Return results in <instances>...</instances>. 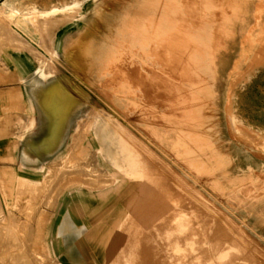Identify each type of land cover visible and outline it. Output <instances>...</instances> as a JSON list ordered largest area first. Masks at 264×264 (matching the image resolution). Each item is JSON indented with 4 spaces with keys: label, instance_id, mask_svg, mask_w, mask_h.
I'll return each instance as SVG.
<instances>
[{
    "label": "rangeland",
    "instance_id": "rangeland-1",
    "mask_svg": "<svg viewBox=\"0 0 264 264\" xmlns=\"http://www.w3.org/2000/svg\"><path fill=\"white\" fill-rule=\"evenodd\" d=\"M121 1L123 0H10L1 7L3 12H7L8 7L13 6L21 13V15H17L13 19L7 18L6 23L8 22L7 24L12 29L10 33L7 30H4L6 28H2L3 25L6 27V23H0V30L5 31H0V228H5V231L7 228H11L9 232L10 234L7 233L3 235V237L12 238L15 235L17 238H23L26 235L22 232L25 230V224L32 221V211L34 210V206H37L40 197L46 192L45 187L48 184L47 180L50 179L49 177L51 174L56 171V169H53L51 166L59 163L60 158L63 157L62 155L55 159V155H47L46 157L39 159V162L37 163L27 162L22 159L21 150L23 148V143L21 142V134L28 125H32L33 123H35L36 126L32 129L31 136L37 133L39 129L38 123L40 120V114L38 113V105L28 99L26 93L22 92L23 89L21 91L19 87L10 82L13 81V79L10 78L14 75L17 68L16 57L18 54L24 53L23 55L29 60V48L34 47L37 49L35 51L36 58L39 63L45 64V71L51 76L48 78L49 81H53L59 77L56 68L61 69L62 73L70 75L78 81L77 76L72 73L73 70L70 66L67 65L65 61L60 60L62 59V55L59 53L60 51L57 50L58 56H56L53 52L49 51V49H46L44 43L45 38H53L58 49L64 43L67 44L66 42L72 43L77 37L78 32L86 29L87 25L92 24V19L94 18L98 7L113 4L115 5V14H117V12L118 14H121L120 7L123 3ZM147 1L148 0H145L144 3ZM190 1L191 0L188 2L185 1L187 6L190 7L186 8V10L183 9V13L195 15L198 10L199 12H197V14L209 16L203 18L195 17V19L194 16L187 17V20L190 22L201 19L211 20L213 23H216L212 25V28L215 30L223 28L219 21L225 17H210L212 12H214L213 15H219V11L226 14L233 13L231 9H219L218 6L221 4L223 5L226 0H220L219 2H216V0H209L214 6L218 5L216 6L218 7L217 9L216 7L208 8L209 11L203 8H195L197 7L196 3L199 4L200 1L195 2L197 0H192L195 3ZM258 1L259 0H254L252 3L253 6H250V16H248L247 20L237 24L233 28L231 27V29L236 31L235 33H232V35L236 34L235 43H218V45L222 44L229 45L230 47H239L238 49H229L228 52L226 49L222 48L217 50L219 56L216 60V66L217 69L222 72L215 81L217 87H219V92L217 93L215 100L217 108L208 109L206 113L215 116L216 120L219 121L221 137L216 134V127L207 125L206 129L200 130V126L191 123L184 118V106H178L175 108L170 107L172 106L170 104L172 101L171 90L166 91L164 88L161 90L162 95L159 94L160 92H155V95L154 93H147V90H143V92L140 91L141 94H139V97L137 96V98L142 106H132L128 104L129 102H127V100L126 104L122 105V107L124 106L123 108H127L130 111L126 118L122 110L117 112L110 103V99L106 97L109 96L108 93L111 94L113 91V86H111L112 81L110 85L111 87L108 86L105 90H101L99 85L93 87L86 83L87 90H90L93 98L89 97V103L84 105V110L81 113L74 114L71 127L69 126L67 129V136L62 144V151L64 150V153H66L68 151L67 148H70L75 142L79 143L81 135L85 133L88 125L92 126V122L95 121L97 117L101 114L111 113L116 115L121 122L131 127L132 131H134L139 139L146 143V145L157 154V157L167 163L172 169L170 172H165V175H167L166 177L160 176L158 182L155 180V183L151 181L149 183L157 190V193L159 194L157 200L159 202L161 201L160 204L157 203L158 213H160L158 214V222L155 224L150 223V218L147 220V210L143 196L141 203L138 204V210L135 207V203L131 204L129 201L131 197L133 198L136 196L135 192L140 193V190H143L142 187L140 190L136 189V191L134 190L130 194H128L123 188L118 191H111L107 183L91 185L86 182V177L80 175L67 177L63 182L59 183L57 189L62 190V193L58 198L59 207H65L63 209L72 207L73 210L71 212H76L75 207L80 200L81 195H83L91 197V199L94 200L93 206L98 207V212H110V215H107V218H102L100 220L101 223L94 226V231L90 233V237H93L90 240L91 247L88 250L85 248L80 250V253L84 254L90 260L89 264H93V259L96 260L97 264H103L104 260H107V263L110 262L109 264H116L117 262L118 264H125L126 261L129 264L171 263L172 257L169 255L173 254V250L165 249V247L166 245L172 247L175 240L180 236L178 233L179 224H177L178 221L175 214L173 215L170 213L163 218L161 215L163 209H159V206L164 203L166 206L170 207L179 206L190 213L196 210L190 207L194 206L199 208L197 212L201 214L200 217H190V219H187V221H190L192 224L189 226L190 231L188 230L185 237H188L189 233V237H194L193 223L196 222L195 224L199 226L201 231L197 236L200 242L202 238L206 237L207 243L209 245H214L216 241H219V237L223 238L224 235H228L227 237L230 239L232 238L233 240H231L235 241V243L231 242L234 244L233 246L236 247L239 243L238 246L243 244L244 246L241 247L246 249L245 251L242 248V250L238 251L236 248L232 251H226L225 249V252H230L232 255H235L236 253L242 254V257L231 256L229 257L230 259L239 258L237 264H264V170L263 172L256 169L251 171L249 167H247L250 163H254L257 166L264 165V6L257 7ZM262 2L264 4V1ZM177 3L180 2L178 1ZM190 3L193 4V6H191ZM200 4L202 3L200 2ZM31 10L36 11V21L32 18L23 16V14L29 13ZM50 11L54 12L46 16L40 15L41 12L47 13ZM175 12L178 11L176 10ZM219 17L222 18L219 19ZM108 19L111 22L113 15ZM37 22L42 27V30H38ZM42 24L44 26H42ZM194 26L195 25L187 23L186 25H182L181 28L188 29ZM151 27L153 29H151ZM146 28L149 31H156L159 29L158 27L149 25H146ZM98 29L99 35H104V33H106L104 26ZM218 34L220 35L221 33H217L216 35ZM170 35L171 38L172 36L174 38H172L173 43L170 41L168 42H170V46H175L173 48L175 52L179 53V51H184L182 48L181 50L176 49L177 46H181V43H177L178 41L175 40L177 33L174 31ZM180 35L184 36L185 34L181 33ZM145 36L153 37L155 34L150 32L145 34ZM245 37H250L253 41L246 42L244 41ZM110 43L111 42H108V44ZM148 45V52L159 54V57L153 58L154 61L147 56L142 57L140 60L127 58L124 60L127 62H125L123 66L127 69L131 68L133 70L134 67L140 65L143 69L150 68L155 70L158 77L160 76L159 79H161V81L164 79L169 81L172 80L171 85L175 84L180 87V97H184L188 94L185 88L190 87L189 85H192V89L194 87L193 91L196 90L197 92V87L200 82H202V78L200 80L196 76L194 77L191 75L188 61L185 62V64L187 63V66L183 61L180 66L176 67L170 65L168 67L167 65H164V63H166L165 61H167L165 57L163 58L167 51V49H163L165 46L158 47L157 44L151 42ZM243 45L247 47L244 49L245 53L241 54V51H243L241 47ZM66 47L68 46L66 45ZM38 55L44 56L47 60L44 59V61L40 59ZM161 55L163 60L160 59ZM226 58H229L228 62L225 65H222V62H224ZM52 59L57 60L54 62V66L56 67L53 70L47 67L46 64L47 62H50V65ZM178 59L175 58V60ZM237 59H239L238 62ZM150 62L163 63L164 66L160 64L154 66L148 65ZM135 63L137 64L136 66L134 65ZM170 68H172V71ZM131 72L128 73V75L133 76V72ZM172 72H175L173 73L174 75ZM139 82L140 81L137 79V81H135L136 85ZM161 96L162 100H160ZM153 113L157 114L155 115ZM149 114L151 115L149 116ZM230 116H233L232 118L235 119L236 129H232L231 127L229 120ZM129 117H135L133 120H136L131 123ZM164 117L167 118V120L172 119L171 123L168 121L167 126L172 124L174 126L175 134L176 131H178V128L182 129V134L194 129L197 130V133H200L196 135L198 145L193 146V149L199 153L194 156H199V159L201 160L193 167H189V162L179 160L176 157V150L175 154H171L168 151H165L162 145L153 137H148L150 130H157L160 136H163V133L165 134L164 129L167 127L165 128L166 120ZM136 124L141 125V128H135L134 126ZM184 126L185 128H182ZM167 130H169V128H167ZM186 133H184L185 136ZM202 134H204V136ZM165 136H168V133H166ZM185 136L180 139L182 143L184 141L185 143L191 141V138H186ZM81 141H83V139ZM81 146V149H78L79 151H77V156L81 159H86L93 155V150L89 148L90 146L86 149H84L85 145H83V143ZM189 146L191 147L190 144L188 147ZM226 147L233 150L234 155L230 154L231 151L229 152V149L225 150ZM233 156L235 159H231ZM77 159L78 158L75 156L70 159L69 163H76L78 162ZM79 162L82 161L79 160ZM238 165L241 168L236 167ZM36 166L44 167L37 169ZM49 166L50 168H48ZM52 169L54 171H52ZM107 178L109 179L110 176ZM104 180L105 178H100V181ZM172 181H174V183ZM181 181H183L184 184ZM178 190H183L185 193L181 194ZM198 195L203 196L206 199V202L200 199L197 200ZM185 197H190L195 201L188 199L184 200ZM41 208L47 210L49 213L45 218L51 219V214L55 211L46 204H41ZM122 210L125 213L124 216L121 215L120 211ZM215 210L220 212L223 218H221V216H215V219L211 216L210 214L215 213ZM67 211L70 212L69 209ZM119 217H122L121 220ZM95 219L94 220L97 224L99 219ZM41 221L42 225H38L40 228V236L43 238L41 240L40 251H43V254L48 253L47 255L53 259L50 263H55V227L53 226L52 228L51 226L52 220L46 225V227H43L45 224L44 217L41 218ZM119 221L121 223H119ZM9 223L11 224V227ZM13 225H15V228H12ZM231 225L236 230L231 228ZM222 228L225 231L224 233H222ZM42 229H44V231ZM109 229H111V232L112 229L115 232H110L108 234ZM41 233L43 235H41ZM227 237L222 240H228L229 238ZM146 238L151 242L147 241L148 243H146ZM228 243L232 245L229 240ZM141 245L142 247H145L146 245V248H142ZM238 248L240 249V247ZM253 248H255V250H253ZM3 249L7 251H5L6 253L3 252L4 250L1 251L0 256L2 258H0V264H5L8 260L12 263L7 262L6 264H19L18 256L22 250L12 246L8 248L3 247ZM207 252H211V254L219 253V251L214 249H210ZM3 253L4 255L2 256L1 254ZM251 253L252 255H250ZM252 256L254 259H252ZM202 259L203 261H206L208 258L206 257ZM251 259L252 261H250ZM100 261L102 262L100 263Z\"/></svg>",
    "mask_w": 264,
    "mask_h": 264
},
{
    "label": "bare ground",
    "instance_id": "bare-ground-1",
    "mask_svg": "<svg viewBox=\"0 0 264 264\" xmlns=\"http://www.w3.org/2000/svg\"><path fill=\"white\" fill-rule=\"evenodd\" d=\"M144 1L145 0H123L121 1L123 2L121 4V7L119 6L121 14H118V12L117 14H115V5L113 4L102 5L98 7V9L96 10L95 16L92 19V24L87 25L86 27L87 30L86 29L84 30L93 31L92 29L93 27L98 29L104 26L106 33L103 32L104 35H99V34L83 35L82 34L80 36V39L76 41V44L74 46L75 51L73 53L69 50L68 47L64 48L63 53H64V58H65L66 63L70 66L73 72H76L79 75L78 77L82 78V80L85 83H88L94 86L99 85L101 90H105L108 86H110L111 81H112L111 86H113V91L112 90L111 91L113 93L112 92L111 94L108 93L109 96H106V97L110 99L111 101L110 103L113 105V108L117 112H119V110H122L126 118L130 112L127 108H123L124 106L122 107V105L126 104V100L127 102H129L128 104L132 106H138V105H141V102L139 101L137 96L139 97V94H141L143 90L144 91L147 90V93H150V94L154 93L155 95L156 93L160 92L159 94L162 95L161 90L165 88L166 91L171 90L172 92L171 94L172 101L170 102L172 106L170 107L175 108L178 106L180 107L184 106V118H186L191 123H194L200 126L201 127L200 130L206 129L207 125H210L211 127H216L215 128L217 132L216 134L221 137V134H220L221 128L219 126V121L216 120L215 116H211L206 113L208 109L217 108L215 100H216L217 93L219 92L218 91L219 87H217L215 81L217 77L220 76L222 73L221 70L219 71L216 66V60L219 56V53L217 50L219 48L220 49L222 48V49H226L228 52L229 49H238L239 47H236V46L230 47L229 45H222V44L218 45V43H223V44L232 43V42L235 43L234 41H236V38H235L236 34L232 35V33H235L236 31H234V29H231V27L233 28L237 24H240L248 19V16H250L249 9L252 3L254 2V0H226V1L224 0L225 3H223V5L222 4L219 6L216 5L219 7V9L223 8L225 10V8H227L233 11V13L229 12L232 14H226L223 12L221 13L219 11V15H215V14L213 15L214 12H212V15H210V17L211 16H214V17L224 16L225 17V18L219 17V19L222 18L220 19L219 22H220V25L223 27L219 30H215L212 28V25L216 23H213L211 20L201 19L198 21H191V22L188 21L187 17L194 16V19H195V17L203 18V17L209 16V15L205 16L204 14H201V15L197 14V12H199L198 10L195 15L183 13L182 12L183 9L186 10V8L190 7V6H187V4L185 3V1L188 2L189 0H150V1L148 0L146 3H144ZM178 1L180 3H177ZM199 1L202 4H200ZM210 1L209 0H197L195 2H199V4L196 3L197 7L195 8H199V9L203 8L209 11L208 8L216 7ZM219 1L220 0L218 1L216 0V2H219ZM259 1L257 4V7H263L264 4L262 1L264 0H261L260 2ZM195 2L192 1V3H195ZM191 6H193V4H191ZM218 7H216V9ZM174 10L175 11L177 10L178 12H175ZM35 12L36 11L31 10L29 13L23 14V16L32 18L36 21L37 14ZM52 12L54 11H50L47 13L41 12L40 15L46 16L48 14L49 15L52 14ZM17 15H21V13L19 12L17 8L13 6H9L7 12H3V10H1L0 8V23H6L7 18L13 19ZM112 15H113V19L110 22L108 18ZM216 22L219 23L218 21ZM7 23H6V27H4L5 25L2 24L3 25L2 28L3 29L6 28L4 30H7L10 33L12 29L9 27ZM187 23H189L190 25H195V26L190 27L188 29H182L181 26L186 25ZM146 25L155 26V27H158L159 29L156 31H153V30L149 31L146 28ZM42 26L44 25L42 24ZM37 27H38V30H42V27L39 25V23ZM151 29L153 28L151 27ZM4 30H0V31L5 32ZM174 31L175 33H177L175 40L178 41L177 43H181V46L179 47L177 46L176 49L181 50L182 48L184 50L182 52L179 51V53L175 52V50L173 49L175 46L173 47L170 46V42L173 43L172 40L174 39L173 36H172L173 39L170 37L171 36L170 34H172ZM150 32L154 33L155 36L146 37L145 34H148ZM181 33L185 35L181 36L180 35ZM217 33H221V34L216 35ZM244 41L247 42V41H253V40H251L250 37H245ZM108 42H111V43L108 44ZM150 42L157 44L158 47L165 46V48L163 49H167V51L165 52V56H163V58L165 57V59L167 60L165 61L166 63H164V65H167L168 67L170 65H174L177 67V66H180L183 61H184V64L186 61L189 62L188 66L190 68L191 75H193L194 77L196 76L200 80L202 78L203 83L200 82V84L197 87V92L196 90L193 91L194 87L192 89L191 87L192 85H189L190 87H186L187 89L185 88L188 94L184 97H180L181 95L180 87L176 86L175 84L171 85L172 80L169 81L167 79H164L161 81V79H159L160 76L158 77L155 70L150 69V68L143 69L142 67H140V65H138L137 67H134L133 70L131 68H130L131 70L127 69L123 66L124 63L127 62V61H124L127 58H131V59L135 58V59L140 60L142 59V57L147 56V57H150L149 59L153 60V58L159 57L158 56L159 54L148 52L147 49H149L148 44ZM44 43L46 45V49H49V51L53 52L54 55L58 56L57 47L55 45L56 43L53 38L46 37L44 40ZM246 47L247 46H244V45L241 47V49H243V51H241V54L245 53L244 49H246ZM38 57H40V59L42 60L45 59L44 56L38 55ZM163 58L161 55L160 59L163 60ZM175 58L177 59L179 58V59L175 60ZM228 60L229 58H226L225 61L222 62V65H225L228 62ZM238 60L239 59H237V62ZM49 63L47 62L46 64L48 65ZM156 64H160L164 66L163 63H155V62L148 63V65H152V66ZM134 65L136 66L137 64L135 63ZM185 65L187 66V63ZM186 66L184 67L188 69ZM170 70L172 71V68H170ZM129 71L133 72V73L131 72L133 76L128 75V73H130ZM173 73L175 72H172V74ZM42 75L44 78L48 77L47 73H43ZM137 79L140 82L136 85L135 81H137ZM47 90L49 91V89ZM177 94L178 95L180 94V95L178 96ZM104 95H107V94H104ZM161 98L162 96L160 97V100H162ZM158 101H159V96H158ZM88 103H89V96L86 93L83 95V97H78L77 99L73 97H68V98L63 99L61 103V111H62L61 119H60L59 124L55 126L52 139H50V141L45 147L46 151H49L52 148L55 149L57 147L56 145L64 139L65 133H66V124L73 110L76 108L80 109L81 106L86 105ZM150 115L151 114H149V116ZM47 117H48V113H47ZM232 117L233 116L229 117L230 124H231L232 129L233 128L236 129L235 128L236 122H235V119ZM129 118L131 120V123L136 120V119L133 120L135 117L134 118L129 117ZM164 119L166 120L165 128L166 127L169 128V130H167V128L164 129L165 134L168 133V136H165L164 133H163V136H160L157 130H152V131L150 130V132L148 131L149 132L148 137L149 136L153 137L155 140H157L162 145L165 151H168L171 154H175V150H176L177 151L176 157L181 161L185 160L189 162L188 163L189 167H193L201 160L199 159V156H196V157L194 156L199 153L193 149V146L198 145V139L196 138V135L200 133H197V130L195 129L187 131L186 133L184 132V129H183V132L186 133V136H185L184 133L182 134V131H181L182 129L178 128V131H176V134H175V130L173 128L174 126L172 124L171 125L169 124L170 126H167L168 121L169 123H171L172 119L167 120V118L165 117ZM91 125L92 126L88 125V128L85 131V133L81 135L79 143L78 142H75V144L73 143L74 145H71L70 148H67L68 151L66 153H64V150H63V151H60L58 155H56V157H61L62 155L63 157L60 158L59 163H56L51 166L53 167V169L55 168L56 171L53 174H51V176L49 175L50 179L47 180L48 184L45 187L46 192H44V194L40 197L37 203V206L36 207L34 206V210L32 211V214H33L32 221L25 224L26 225L24 227L25 230H23L22 232H24L26 235L23 238L21 237L17 238L15 235L12 238L3 237V235L10 232L11 228L6 227L7 228L6 231H5V228L4 229L0 228V253L3 250H4L3 252L6 253L5 251L7 250L3 249V247L8 248L12 246L14 248L22 250L21 253L19 251L20 253V255L18 256L19 264H62L60 261H57V260L55 263L54 262L50 263V261L53 260L52 257L47 255L48 253L43 254L42 253L43 251H40L41 240L43 239L40 236V228H39V226L42 225L41 218L44 217L45 224L43 227H46V225L53 219V216H54V213H52L51 219H46L45 216L49 215V213L47 210H43L41 208V204H46L48 207L52 208L53 211H55L58 206V198L60 194L62 193L61 189L59 190L57 189L59 183L63 182L65 178L72 177V176L74 177L75 175L86 177L85 179L86 182L91 185L107 183L111 191H118L119 189L123 188L128 192V194H130L132 191L134 190L136 191V189L140 190L142 187L143 190H140V193L135 192L136 196L133 198L131 197L129 201L131 204L135 203V207L138 210L139 208L138 204L141 203L142 199L144 198V203H145V207L147 210V220L150 218L151 224H155L158 222V216H159L158 214L160 212L158 213L157 203L160 204L161 201L159 202L157 200V196L159 194L157 193V190L154 189L149 183L150 181L155 183V180L156 182H158V179L160 178V176L166 177L167 175H165V172H170L172 171V169L168 166L167 163L159 159L157 157V154L148 145H146V143H144L141 139H139V137L134 133V131H132L131 127L121 122L119 118L116 117V115H113L111 113L101 114L99 117L95 119V121L92 122ZM140 126L141 125L136 124L134 127L141 128ZM182 128H185V126ZM202 135L204 136V134ZM183 136H185L186 138L187 137L191 138V141H189L188 143H185L184 141L182 143L180 139L183 138ZM82 139L83 141H81ZM81 142L83 143V145H85L84 149L90 146L89 148L93 150L92 156L86 159H81L79 156H77V153H78L77 151H79L78 149H81L82 147ZM189 144L191 145L192 148L190 146L188 147ZM226 149H229V152L231 151L230 154L234 155L233 150H231L229 147H226L225 150ZM75 156L78 158L77 159L78 162L73 163V164L69 163L70 159ZM231 159H235V157L233 156V158L231 157ZM79 160L82 162H79ZM43 167L44 166H41V167L39 166L37 167V169L38 168L40 169ZM236 167L241 168L239 165ZM247 167H249L251 171L256 169L260 172H263L264 170V165L257 166L254 163H250ZM48 168H50V166ZM53 169L52 171H54ZM108 176H110L109 179L107 178ZM100 178H105V180L100 181ZM175 178H176V175H175ZM172 182L174 183V181ZM181 182L184 184L183 181ZM178 191H180L181 194L185 193L183 190H178ZM129 198H130V195H129ZM187 199L195 201L194 199H191L190 197L184 198V200H187ZM198 199L206 202V199L201 195L197 196V200ZM160 208L163 209L161 213L163 218L167 214H170V213L173 215L175 214L177 216L176 217L178 221L177 224H179L178 233L180 236L175 240L174 245L172 247H169L167 245L165 247V249L173 250V254L169 255L172 257V261L169 264H237L239 262V258L230 259L229 257L231 256L240 257L242 254L236 253L238 255L236 254L232 255L230 254V252H225V249L226 251L228 250L232 251L234 248H236L237 251L242 250V249L244 251L246 250L242 248L244 246L243 244L242 245L240 244L242 247L238 246L239 243L238 245H236V247L233 246L234 244H232L231 242L235 243V241H232L233 240L232 238L231 240L229 237H227L228 235L227 236L224 235L223 238L224 239H226L225 237L229 238L228 240L230 241L232 245L228 243V240H226L227 242L223 241L224 239L220 237L218 238L219 241H216L214 245H209L207 243L206 237L202 238L200 242L197 236L201 231H200L199 226L195 224L196 222L193 223L194 237L192 238L189 237L190 233L188 234V237H185L186 233L189 230V226L192 224L190 221H187V219H190V217L196 218V217L201 216V214L197 212V210H199L198 207L197 208L194 206L190 207V208L196 209L195 210L196 212L193 211L192 213L187 212L186 210H184V208H181L179 206H175V207L166 206L165 203L163 205H160L159 209ZM120 212H121V215L124 216L125 214L124 211L122 210ZM216 212L217 210H215V213H211L210 215L213 216L214 218L215 216H219V217L221 216V218H223L220 212H217V213ZM121 218L119 217L120 220ZM119 223L121 222L119 221ZM14 226L15 225H13L12 228H15ZM10 227H11V224H10ZM86 228H87L86 225L74 224V223L65 224L63 226V237H66V244H67L66 257H67L68 264H89L90 263V260L84 254L80 253V250L82 248H85L86 250H88L91 247L90 240L91 238H93V237H90L91 234H82V231ZM231 228H234V227L232 226ZM42 230L44 231V229ZM110 230L111 229H109L108 234L111 232ZM222 230L223 232L222 231L221 232L224 233L225 231L223 228ZM112 232H115V231H113L112 229ZM41 235L43 234L41 233ZM146 239H147L146 243H148L147 241H149V239L148 238ZM243 240H246V239H243ZM146 245L145 247H142L141 245V247L146 248ZM238 247H240V249ZM210 249L219 251V253L211 254V252H209L210 253L209 254L207 251H209ZM253 250H255V248H253ZM4 253L1 255L3 256ZM250 255H252V253ZM206 257L208 259H206V261H203L202 258H206ZM0 258L2 257L0 256ZM252 259H254L253 256H252ZM252 259L250 261H252ZM106 261L104 260L103 264L110 263V262L107 263ZM7 262L12 263L10 260L6 261V263ZM92 262L93 264H97L95 259H93ZM101 262L102 261H100V263ZM150 262L152 263L151 260ZM116 264H118V262ZM125 264H129V263L126 261Z\"/></svg>",
    "mask_w": 264,
    "mask_h": 264
},
{
    "label": "crops",
    "instance_id": "crops-1",
    "mask_svg": "<svg viewBox=\"0 0 264 264\" xmlns=\"http://www.w3.org/2000/svg\"><path fill=\"white\" fill-rule=\"evenodd\" d=\"M92 29L93 31L82 30L78 32V35L74 42H66L67 44L64 43L61 46L62 48H57V50L60 51L59 53H61L62 55V59L60 60L65 61L63 51L66 45L72 53L75 51L74 46L76 44V41L80 39V36L82 34H99V29L94 27ZM36 50L37 49H35L34 47L29 48V60H27L26 56L23 55L24 53L18 54V56L16 57L17 68L14 75L10 78L13 79V81H10L9 79V81L12 82L15 86L19 87L21 91L23 89L22 92L26 93L28 99L31 102L37 104L39 107L38 113L40 114V120L38 123L39 129L37 133L31 136L32 129L36 126V124L33 123L32 125H28V127H26L21 134V142L23 143V148L21 150L22 159L24 161L32 163L39 162V159L46 157L47 155H55L56 157V155H58L60 151H62V144L65 137L67 136V129L69 128V126L71 127V123L74 119V114L81 113L84 110V105L81 106L80 109L76 108L73 110L66 124V133L64 139L56 145L57 147L55 149L52 148L53 150L50 149L49 151H46L45 147L50 139H52L55 126L59 124L61 119V103L63 99L68 97L77 99L78 97H83L85 93L89 97H92L90 90H87L86 83L82 80L81 77H78L79 75L77 73L73 71L72 73L77 76L78 81H76L72 76L62 73L61 69L59 68H56L57 74L59 76L57 79L49 81L48 78L51 77L50 75H48L47 78H44L42 74L47 73L45 71L46 68H44L45 64L39 63L38 59L35 56ZM55 61L57 60L52 59L53 63L51 62V64L53 66L48 64L49 66L47 65V67H50L51 70L55 69ZM92 86L94 87V85ZM47 89H49V91ZM46 112L48 113V117ZM37 167L39 166H36V168ZM82 196L83 195H81V197ZM81 197L75 207L76 212H71L73 210L72 207L66 208L67 210H70V213L66 209H63L65 207H59L58 203L57 209L55 210L52 219L51 226L52 228L53 226L55 227L56 235L54 237V256L56 260L60 261L62 264H68L66 257L67 244L66 237H63V226L69 223L83 224L86 225L87 228L82 231V234H90L94 231V226L98 225V223H101L100 220L102 218H107L110 215L109 211H102L101 213L98 212V207L93 206L94 200H92L91 197ZM95 218L99 219V221H97V224L95 222Z\"/></svg>",
    "mask_w": 264,
    "mask_h": 264
},
{
    "label": "built area",
    "instance_id": "built-area-1",
    "mask_svg": "<svg viewBox=\"0 0 264 264\" xmlns=\"http://www.w3.org/2000/svg\"><path fill=\"white\" fill-rule=\"evenodd\" d=\"M10 0H0V8Z\"/></svg>",
    "mask_w": 264,
    "mask_h": 264
}]
</instances>
